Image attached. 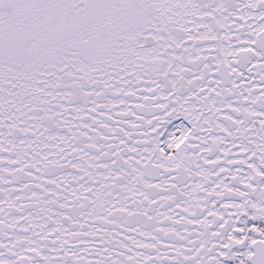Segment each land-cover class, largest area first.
<instances>
[{
    "label": "snow or ice",
    "instance_id": "snow-or-ice-1",
    "mask_svg": "<svg viewBox=\"0 0 264 264\" xmlns=\"http://www.w3.org/2000/svg\"><path fill=\"white\" fill-rule=\"evenodd\" d=\"M0 264H264V0H0Z\"/></svg>",
    "mask_w": 264,
    "mask_h": 264
}]
</instances>
